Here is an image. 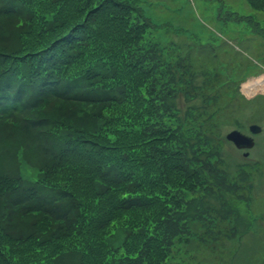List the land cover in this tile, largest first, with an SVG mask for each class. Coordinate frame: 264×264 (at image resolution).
Instances as JSON below:
<instances>
[{
	"label": "trees",
	"instance_id": "trees-1",
	"mask_svg": "<svg viewBox=\"0 0 264 264\" xmlns=\"http://www.w3.org/2000/svg\"><path fill=\"white\" fill-rule=\"evenodd\" d=\"M0 4V264H169L205 216L198 193L231 186L179 132L156 26L132 0ZM20 151L43 162L34 183ZM209 240L200 254L226 250Z\"/></svg>",
	"mask_w": 264,
	"mask_h": 264
},
{
	"label": "rangeland",
	"instance_id": "rangeland-1",
	"mask_svg": "<svg viewBox=\"0 0 264 264\" xmlns=\"http://www.w3.org/2000/svg\"><path fill=\"white\" fill-rule=\"evenodd\" d=\"M132 1L154 23L153 34L167 47L163 53L178 68L170 102L182 138L231 186L198 193L205 216L190 224L192 236L169 264H245V258L264 264V8L251 0ZM3 44L0 40V50ZM254 123L263 131L251 147L238 148L226 139L232 130L250 134ZM20 153L8 160L13 165L16 160L19 175L30 181L42 177L43 162L22 172ZM216 234L225 235L226 250L200 254L203 242ZM122 239L119 234L113 245Z\"/></svg>",
	"mask_w": 264,
	"mask_h": 264
},
{
	"label": "bare ground",
	"instance_id": "bare-ground-1",
	"mask_svg": "<svg viewBox=\"0 0 264 264\" xmlns=\"http://www.w3.org/2000/svg\"><path fill=\"white\" fill-rule=\"evenodd\" d=\"M250 87H252V88H254L255 86L254 85H250ZM101 124V127L103 128V137H104V139H103V141L105 142V143H102V145L104 146H107V145H110V143L114 140V138H115V133L113 132V133H110L111 132V130L108 128V127H106V122H103V123H100ZM260 131H263V127H262V125H260ZM123 158H124V156H119V158L118 159H116V162H115V164H118V165H122V164H125V160H123ZM23 163H25L24 165H23V167L21 168V170H22V172L24 173V168H30V166L31 165H29L28 163H26V162H23Z\"/></svg>",
	"mask_w": 264,
	"mask_h": 264
},
{
	"label": "water",
	"instance_id": "water-1",
	"mask_svg": "<svg viewBox=\"0 0 264 264\" xmlns=\"http://www.w3.org/2000/svg\"><path fill=\"white\" fill-rule=\"evenodd\" d=\"M251 130L254 133L259 132L260 127L258 126H252ZM227 138L231 141H233L236 145H239V147H251L253 144L251 140L247 139L245 136H243L240 132L238 131H233L230 134H228Z\"/></svg>",
	"mask_w": 264,
	"mask_h": 264
}]
</instances>
